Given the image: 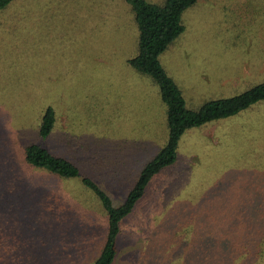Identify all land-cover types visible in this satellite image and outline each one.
<instances>
[{"label": "rangeland", "instance_id": "1", "mask_svg": "<svg viewBox=\"0 0 264 264\" xmlns=\"http://www.w3.org/2000/svg\"><path fill=\"white\" fill-rule=\"evenodd\" d=\"M62 1L11 0L0 12V264H91L107 220L80 178L118 204L166 137L156 85L125 63L128 5ZM181 22L158 60L186 107L264 80V0H198ZM46 106L55 118L41 139ZM28 142L78 177L25 164ZM115 248L111 264H264V101L185 130L174 162L119 221Z\"/></svg>", "mask_w": 264, "mask_h": 264}, {"label": "trees", "instance_id": "2", "mask_svg": "<svg viewBox=\"0 0 264 264\" xmlns=\"http://www.w3.org/2000/svg\"><path fill=\"white\" fill-rule=\"evenodd\" d=\"M71 1L68 0V3ZM76 1L74 6H76ZM197 1L123 0L129 7L136 29L135 52L132 57L126 59L125 63L133 71L147 77L156 85L159 99L164 105L166 137L163 145L141 167L123 200L118 204H112L106 193L91 180L86 177L80 178L83 186L99 200L107 220L102 246L91 264H111L116 252L115 239L119 231V221L142 195L151 176L174 162L178 139L185 130L232 116L264 101V80H261L238 94L208 99L196 108L186 107L181 90L165 72L158 56L182 32V12ZM10 2L11 0H0V12ZM65 6L66 3L63 0L60 8ZM62 11L67 12L68 10ZM54 118L53 108L46 106L38 119L37 138L42 139L50 134ZM22 158L25 164L41 169L49 175L63 179L78 177V170L70 161L48 152L34 142L24 145Z\"/></svg>", "mask_w": 264, "mask_h": 264}]
</instances>
